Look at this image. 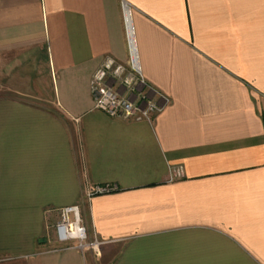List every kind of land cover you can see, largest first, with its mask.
I'll return each instance as SVG.
<instances>
[{
    "label": "crops",
    "instance_id": "1",
    "mask_svg": "<svg viewBox=\"0 0 264 264\" xmlns=\"http://www.w3.org/2000/svg\"><path fill=\"white\" fill-rule=\"evenodd\" d=\"M130 27L151 122L94 106ZM0 264H264V0H0Z\"/></svg>",
    "mask_w": 264,
    "mask_h": 264
},
{
    "label": "built area",
    "instance_id": "2",
    "mask_svg": "<svg viewBox=\"0 0 264 264\" xmlns=\"http://www.w3.org/2000/svg\"><path fill=\"white\" fill-rule=\"evenodd\" d=\"M136 48V47H135ZM130 61L128 65L118 63L113 58H108L95 71L91 79V88L95 94L94 106L112 117H120L134 120L152 121L155 113L161 112L169 101L167 95L149 84L143 76L138 60L137 48L132 49L130 41ZM119 76L131 92H137L138 99L125 96L114 89L107 81L108 77ZM148 91L160 94L166 100L163 104L159 100L150 97ZM173 178L183 173L180 166L173 169ZM112 185H96L87 191L88 197L99 193L114 190ZM56 241L61 247H76L88 249L99 247V239L90 240L86 225L83 223L81 207L79 204L67 205L60 210V220L55 225Z\"/></svg>",
    "mask_w": 264,
    "mask_h": 264
},
{
    "label": "bare ground",
    "instance_id": "3",
    "mask_svg": "<svg viewBox=\"0 0 264 264\" xmlns=\"http://www.w3.org/2000/svg\"><path fill=\"white\" fill-rule=\"evenodd\" d=\"M130 41H131V44H132V49L134 51H136V42H135V38H134V34H133V31H132V27H130Z\"/></svg>",
    "mask_w": 264,
    "mask_h": 264
},
{
    "label": "rangeland",
    "instance_id": "4",
    "mask_svg": "<svg viewBox=\"0 0 264 264\" xmlns=\"http://www.w3.org/2000/svg\"><path fill=\"white\" fill-rule=\"evenodd\" d=\"M81 215H82V211H81ZM83 218V217H82ZM84 223V222H83ZM85 224V223H84ZM87 227V226H86ZM87 230H88V227H87ZM88 234H89V230H88Z\"/></svg>",
    "mask_w": 264,
    "mask_h": 264
}]
</instances>
